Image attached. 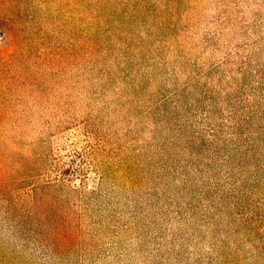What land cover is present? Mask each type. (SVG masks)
Segmentation results:
<instances>
[{
	"label": "rangeland",
	"instance_id": "rangeland-1",
	"mask_svg": "<svg viewBox=\"0 0 264 264\" xmlns=\"http://www.w3.org/2000/svg\"><path fill=\"white\" fill-rule=\"evenodd\" d=\"M0 264H264V0H0Z\"/></svg>",
	"mask_w": 264,
	"mask_h": 264
}]
</instances>
